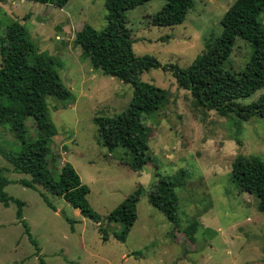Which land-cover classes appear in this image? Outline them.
Instances as JSON below:
<instances>
[{
	"label": "rangeland",
	"instance_id": "obj_1",
	"mask_svg": "<svg viewBox=\"0 0 264 264\" xmlns=\"http://www.w3.org/2000/svg\"><path fill=\"white\" fill-rule=\"evenodd\" d=\"M233 1L193 0L183 22L172 26L150 22L164 0L139 4L126 11L132 50L135 55L149 54L162 65L185 67L221 35L220 20ZM105 14L104 0H68L62 7L0 0V36L10 22L19 21L39 51L60 60L58 73L73 99L64 107L59 99L46 97L48 115L56 127L47 155L49 167L71 163L89 187L90 205L103 217L141 185L136 220L126 239L119 241L113 236L118 223L104 218L94 222L39 184L34 189L11 182L4 189L23 201L21 215L39 251L16 217V203L4 206L0 202V264H40V259L43 264H264V212L258 209L254 194L241 191L230 176L237 154L264 159V121L257 116L224 117L201 108L169 69L151 68L140 79L164 88L166 96L162 106L143 120L149 129V160L133 170L128 165L129 151L122 146L107 150L93 121L95 116L121 112L131 98L132 86L93 68L74 42L84 23L101 30ZM261 19L264 23V12ZM251 51L248 41L236 37L224 67L240 72ZM263 92L264 88L258 89L237 101L250 103ZM26 126L27 138H34V120L28 117ZM17 142L9 125L0 124L1 147L8 149ZM0 168L13 180L30 178L14 171L1 153ZM160 176L182 178L175 187L176 223L148 201ZM189 226L194 229L191 235L185 231ZM99 227L105 229L107 240H102Z\"/></svg>",
	"mask_w": 264,
	"mask_h": 264
},
{
	"label": "trees",
	"instance_id": "obj_2",
	"mask_svg": "<svg viewBox=\"0 0 264 264\" xmlns=\"http://www.w3.org/2000/svg\"><path fill=\"white\" fill-rule=\"evenodd\" d=\"M31 1L62 7L68 0ZM146 1L104 0L105 26L97 30L84 23L74 37L81 54L88 58L93 68L132 86L131 98L121 112L113 116H95L93 121L107 150L122 146L129 151L128 165L133 170L140 169L149 160V129L143 120L162 106L166 96L164 88L140 79L141 73L151 68L169 69L178 85L189 90L201 108L212 109L224 117L235 114L241 120H248L257 116L264 121V92L250 103L237 101L264 88V23L261 19L264 0H234L220 20L221 35L185 67L176 63L162 65L149 54L135 55L133 52L126 11ZM192 6L193 0H164L162 7L151 15L150 22L155 26L181 23ZM236 37L248 41L252 49L238 73L224 67ZM0 60V124L9 125L18 141L16 146L8 149L0 145V153L12 164L14 171L30 175V178L13 180L0 168V202L4 206L12 201L16 203V217L36 252L39 251L38 243L21 215L23 201L4 189L11 182L34 189L39 184L94 222L100 223L104 218L118 223L119 230L114 231L113 236L124 241L136 220V203L143 187L138 185L103 217L90 205L87 199L89 187L81 181L71 163L66 161L54 169L48 165L47 155L56 127L49 118L46 97L59 99L64 107L73 99L59 76L60 60L39 51L25 25L19 21L10 22L0 36ZM28 117L36 124V136L32 139L27 138ZM180 174L183 175V170ZM230 176L237 188L254 194L258 209L264 212V159L257 155L237 154L231 163ZM181 182L180 177L160 176L148 193L150 204L173 223L177 222L178 204L175 187ZM40 195L55 209L43 192ZM67 220L72 224L73 220ZM193 230L189 226L185 231L191 235ZM99 231L102 240H107L105 229L99 227ZM40 264H43L42 259Z\"/></svg>",
	"mask_w": 264,
	"mask_h": 264
}]
</instances>
